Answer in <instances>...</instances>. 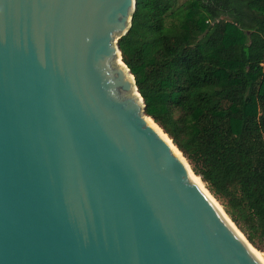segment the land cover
Segmentation results:
<instances>
[{
	"label": "water",
	"instance_id": "water-1",
	"mask_svg": "<svg viewBox=\"0 0 264 264\" xmlns=\"http://www.w3.org/2000/svg\"><path fill=\"white\" fill-rule=\"evenodd\" d=\"M135 10L0 0V264H263L148 123Z\"/></svg>",
	"mask_w": 264,
	"mask_h": 264
},
{
	"label": "trees",
	"instance_id": "trees-1",
	"mask_svg": "<svg viewBox=\"0 0 264 264\" xmlns=\"http://www.w3.org/2000/svg\"><path fill=\"white\" fill-rule=\"evenodd\" d=\"M118 45L146 115L264 252V0H136Z\"/></svg>",
	"mask_w": 264,
	"mask_h": 264
},
{
	"label": "bare ground",
	"instance_id": "bare-ground-1",
	"mask_svg": "<svg viewBox=\"0 0 264 264\" xmlns=\"http://www.w3.org/2000/svg\"><path fill=\"white\" fill-rule=\"evenodd\" d=\"M119 64L122 65V63L119 61ZM148 123H150L167 141L168 143L172 146L174 152L176 155L182 160V162L185 164L187 167L191 179L203 190L205 194L211 199V201L216 205V207L219 209V211L223 214V216L227 219V221L231 224V226L235 229V231L240 235V237L247 242L249 248L253 251V253L258 257V259L264 264V252L254 248L249 242L246 240L245 236L243 233L238 229V227L233 223V221L229 218V216L226 214L224 211L223 207L221 204L215 200V198L212 196V194L207 190V187L205 183L201 180L200 177L195 175L193 172L191 165L189 162L186 160V158L183 156V154L171 143V140L164 134V132L156 125L151 119H147Z\"/></svg>",
	"mask_w": 264,
	"mask_h": 264
},
{
	"label": "rangeland",
	"instance_id": "rangeland-1",
	"mask_svg": "<svg viewBox=\"0 0 264 264\" xmlns=\"http://www.w3.org/2000/svg\"><path fill=\"white\" fill-rule=\"evenodd\" d=\"M186 0H180V4H182L183 2H185ZM218 177L220 179L221 182H225V178L223 176L222 173H218ZM207 187V186H206ZM215 198V197H214ZM216 199V198H215ZM217 200V199H216ZM218 201V200H217ZM219 202V201H218ZM220 203V202H219ZM221 204V203H220ZM222 206V205H221ZM223 207V206H222ZM224 209V208H223ZM238 227V226H237ZM239 228V227H238ZM240 230V228H239ZM241 231V230H240ZM242 232V231H241ZM243 233V232H242ZM243 235L245 236V234L243 233ZM246 237V236H245ZM247 238V237H246ZM248 240V239H247ZM252 245V244H251ZM253 246V245H252ZM254 248L258 249L257 247L253 246ZM262 248V245L259 246V249ZM262 251V250H261Z\"/></svg>",
	"mask_w": 264,
	"mask_h": 264
}]
</instances>
